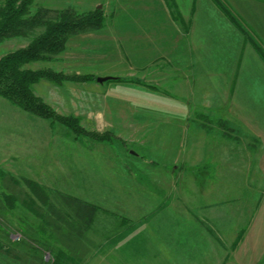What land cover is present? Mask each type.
Wrapping results in <instances>:
<instances>
[{
	"label": "rangeland",
	"instance_id": "rangeland-1",
	"mask_svg": "<svg viewBox=\"0 0 264 264\" xmlns=\"http://www.w3.org/2000/svg\"><path fill=\"white\" fill-rule=\"evenodd\" d=\"M40 7L98 9L105 22L71 37L51 61L26 66L95 78L32 87L55 113L78 118L81 135L0 98V171L7 176L0 179V264H52L57 250H40L23 235L25 228L39 239L40 224L18 200L30 194L25 180L57 208V196H65L98 209L79 264H264L263 248L241 243L248 215L264 201V155L239 130L235 169L223 164L219 176L199 153L221 131L195 118L213 99L193 91L197 83L183 71L188 28L175 19L177 9L166 0H35L31 14ZM30 40L3 41L0 58Z\"/></svg>",
	"mask_w": 264,
	"mask_h": 264
},
{
	"label": "trees",
	"instance_id": "trees-1",
	"mask_svg": "<svg viewBox=\"0 0 264 264\" xmlns=\"http://www.w3.org/2000/svg\"><path fill=\"white\" fill-rule=\"evenodd\" d=\"M35 0H0V43L14 37L31 38L29 44L0 58V98L8 101L20 110L57 122L76 135L84 131L79 126L78 118L60 116L45 105L33 93L32 87L41 80L61 85L63 82L95 81L92 76H65L52 70H30L29 63L51 61L55 55L61 54L67 41L76 35L98 31L104 27L105 17L101 10L76 12L73 9L50 10L37 8L31 14L30 8ZM169 7L174 6L173 0H166ZM229 21L245 36L256 54L264 63V49L246 32L238 19L221 0H211ZM175 19L180 21L177 14ZM36 33L31 37L32 34ZM120 80V79H116ZM224 127V124L221 125ZM99 142L110 141L109 135L90 136ZM0 171V179H6ZM13 185L17 181L9 178ZM30 194L18 198L22 206L40 224L34 229L35 235L22 228L24 237L31 244H36L40 250H57L53 254L52 264H79L84 252L83 245L93 222L97 208L74 198L57 196L60 207L49 202L47 193L37 184L24 181ZM14 198V195H11ZM11 196L3 197L13 201ZM16 198V200H17ZM45 208L46 211L43 209ZM0 201V214L2 212ZM32 233V234H31ZM56 245V246H55ZM81 257V258H80Z\"/></svg>",
	"mask_w": 264,
	"mask_h": 264
},
{
	"label": "crops",
	"instance_id": "crops-1",
	"mask_svg": "<svg viewBox=\"0 0 264 264\" xmlns=\"http://www.w3.org/2000/svg\"><path fill=\"white\" fill-rule=\"evenodd\" d=\"M173 1L179 22L188 28L182 35L183 71L192 84L197 83L192 86L193 91L196 87L203 97L213 99V105H205L208 112L195 118L214 121L221 131L211 152L204 147L199 153L208 155L206 160L213 161L220 176L223 164L230 169L236 166L237 136L233 133L237 130L245 137L256 138L252 145L264 155V63L243 33L211 0ZM221 1L264 49V0ZM198 160L201 165L200 156ZM261 167L264 168V163ZM248 217L253 219L246 221V236H242L241 243H247L246 249H264L260 246L264 244V201L256 215Z\"/></svg>",
	"mask_w": 264,
	"mask_h": 264
},
{
	"label": "water",
	"instance_id": "water-1",
	"mask_svg": "<svg viewBox=\"0 0 264 264\" xmlns=\"http://www.w3.org/2000/svg\"><path fill=\"white\" fill-rule=\"evenodd\" d=\"M117 78H114V77H97L96 78V81L98 83H104V82H107V81H115Z\"/></svg>",
	"mask_w": 264,
	"mask_h": 264
}]
</instances>
